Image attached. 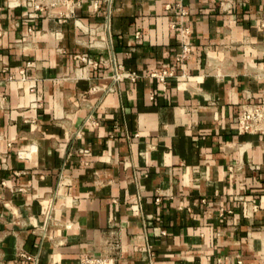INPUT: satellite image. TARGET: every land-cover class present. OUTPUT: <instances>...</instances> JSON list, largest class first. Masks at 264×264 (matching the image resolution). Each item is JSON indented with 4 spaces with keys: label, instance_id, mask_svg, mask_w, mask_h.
Segmentation results:
<instances>
[{
    "label": "crops",
    "instance_id": "0c3cea01",
    "mask_svg": "<svg viewBox=\"0 0 264 264\" xmlns=\"http://www.w3.org/2000/svg\"><path fill=\"white\" fill-rule=\"evenodd\" d=\"M27 1L0 0V264H264V135L237 131L264 0Z\"/></svg>",
    "mask_w": 264,
    "mask_h": 264
},
{
    "label": "built area",
    "instance_id": "2783aa9c",
    "mask_svg": "<svg viewBox=\"0 0 264 264\" xmlns=\"http://www.w3.org/2000/svg\"><path fill=\"white\" fill-rule=\"evenodd\" d=\"M81 0H28L27 4L31 8L24 16V20L32 23L41 13L45 16L54 18L58 23H63L66 20L73 18L75 10L80 6ZM110 2V0H108ZM96 6V5H95ZM189 32L187 28L182 29L181 35L184 36ZM191 46L188 43H182L181 52L177 59L182 61L186 58L190 52ZM83 61L88 65H97V61L89 58L82 57ZM23 74V71L21 70ZM150 76L158 78L164 82L168 76L176 77V74L172 69H154L150 71ZM179 76L183 77L184 74ZM137 74L133 71H118V67L115 68L113 74L114 80L122 78H129L135 80ZM237 131L239 134H260L264 135V99L260 102H243L240 107L239 114L237 116ZM204 201V199H202ZM19 257L28 261L29 264H38V254H30L25 251L19 252ZM78 264H116V259L110 256H94L84 254L81 255Z\"/></svg>",
    "mask_w": 264,
    "mask_h": 264
}]
</instances>
